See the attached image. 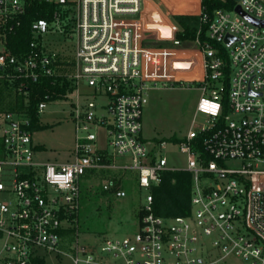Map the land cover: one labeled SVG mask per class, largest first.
<instances>
[{
    "label": "built area",
    "instance_id": "built-area-1",
    "mask_svg": "<svg viewBox=\"0 0 264 264\" xmlns=\"http://www.w3.org/2000/svg\"><path fill=\"white\" fill-rule=\"evenodd\" d=\"M235 1L264 22V0ZM37 4L52 7L50 18L35 19L27 49L13 53L9 36ZM235 7L213 16L202 7L199 15L209 27L205 34L200 27L190 42L196 47L187 48L171 21L170 45L148 44L144 0H0V88L11 86L24 105L3 114L0 264H34L41 250L60 252L64 234L78 221L83 183L91 188L96 172L105 173L102 187L117 197L128 195L120 180L135 178L146 191L138 230L94 245L77 241L72 264H222L231 256L264 264V25ZM58 33L76 37L69 64L60 63L57 42L48 38ZM190 72L196 75L187 78ZM56 78L68 82L73 159L42 162L35 159L27 108L33 88ZM186 83L201 93L187 134L146 141L150 90ZM51 98L38 102V116ZM171 144L186 155L187 167L170 164ZM233 160L240 166L228 164ZM168 170L193 174L187 215L155 213L152 190ZM109 171L121 173L108 177ZM129 171L134 175H125ZM214 250L219 257L212 259Z\"/></svg>",
    "mask_w": 264,
    "mask_h": 264
},
{
    "label": "rangeland",
    "instance_id": "rangeland-1",
    "mask_svg": "<svg viewBox=\"0 0 264 264\" xmlns=\"http://www.w3.org/2000/svg\"><path fill=\"white\" fill-rule=\"evenodd\" d=\"M163 13L168 14L166 6H160ZM171 20V18H170ZM173 22V19L171 20ZM145 25V22H144ZM156 29L147 30V42L150 46L170 45L169 38H161ZM57 42L56 51L61 61H73L75 58L76 37L70 38L67 34L58 33L48 36ZM55 42V43H56ZM196 47L188 45L187 48ZM68 59V60H67ZM69 70L72 68L69 67ZM187 78L194 77L193 72L186 73ZM201 97L197 84L191 86L176 84L174 86H157L150 90L148 103L143 113V137L152 142L157 139H172L185 136L190 129L195 116L198 101ZM18 103V104H17ZM21 104V99L15 97V91L9 88H0V137L6 121L5 111L14 110ZM72 108L68 99H50L46 111L41 114L43 128L35 129L33 142L37 146L35 159L42 162H67L73 159L75 146V124L72 117ZM204 119V116H199ZM101 135L104 137L105 132ZM1 141V138H0ZM169 162L178 167H187L186 155L177 150V145L169 146ZM239 160L229 161L231 166H240ZM121 172L109 171L108 177ZM135 172L129 171L125 175L131 176ZM105 173L96 172L90 180L91 195L82 196L78 221L64 234L59 251L48 252L41 250L42 264H72L69 254L73 245L78 241L81 244L94 245L105 237L120 238L138 230L139 213L144 203L146 191L136 184L125 197H117L110 191L102 192V180ZM219 257L213 252L211 258ZM222 264H245L236 256L222 261Z\"/></svg>",
    "mask_w": 264,
    "mask_h": 264
},
{
    "label": "trees",
    "instance_id": "trees-1",
    "mask_svg": "<svg viewBox=\"0 0 264 264\" xmlns=\"http://www.w3.org/2000/svg\"><path fill=\"white\" fill-rule=\"evenodd\" d=\"M175 3V10L178 11H194L196 3L199 0H171ZM188 4V5H187ZM47 5V4H46ZM46 5L37 4L30 11L28 17L24 19L22 28L16 33L9 36L7 41L9 49L16 54H21L28 47L31 40V23L39 17H48L50 14L46 12ZM186 5V6H185ZM49 6V5H47ZM236 6L235 0H202L203 11L214 15L216 9H226L232 11ZM173 21L180 27L177 33L178 38L182 39L188 45L195 38L198 29L203 28V32L207 31L209 24L203 23L201 15L198 14H176L173 16ZM62 64H69V62L60 61ZM54 81V83H52ZM68 90V82L62 78H56L46 81L41 85L33 88V94L29 99V106L27 108L28 115L31 117L32 130L43 128L40 116L37 115V104L39 101L45 99L46 95L52 96V99L63 98ZM24 107L21 103L17 108ZM178 138V137H177ZM177 138L172 140L177 141ZM1 147V141H0ZM87 177V176H86ZM123 181V188L130 191L135 186L136 179H125ZM193 186V174L187 170H168L162 173L161 181L158 185L153 187L154 196V210L157 215L164 217H171L177 215H187L191 212V196ZM102 192L106 190L101 187ZM91 188L86 182L83 183L82 196L91 195ZM112 192V191H111ZM42 254L34 258V264H42Z\"/></svg>",
    "mask_w": 264,
    "mask_h": 264
},
{
    "label": "water",
    "instance_id": "water-1",
    "mask_svg": "<svg viewBox=\"0 0 264 264\" xmlns=\"http://www.w3.org/2000/svg\"><path fill=\"white\" fill-rule=\"evenodd\" d=\"M235 11L256 25H264V22H261L249 16L246 12L242 10V8L239 5L235 7ZM142 16H143L145 26L147 29L158 30L161 38L171 37L172 32H171V27L168 21L164 18V16L159 11V9H157L150 1H145V10L143 11ZM232 40L233 38L231 36L226 37V41L229 44L232 42ZM174 66L189 68L191 66V63L190 62H176Z\"/></svg>",
    "mask_w": 264,
    "mask_h": 264
},
{
    "label": "crops",
    "instance_id": "crops-1",
    "mask_svg": "<svg viewBox=\"0 0 264 264\" xmlns=\"http://www.w3.org/2000/svg\"><path fill=\"white\" fill-rule=\"evenodd\" d=\"M145 1H150L159 11L162 13L164 18L168 21V23L173 19V16L176 14H200L202 11V0H199L198 3H196V9L194 8V11H178L175 10V3L174 1L172 2L171 0H144V10H145ZM161 5H164L168 9V14L166 15L163 13L161 9ZM188 5V4H187ZM186 6V5H185ZM171 18V20H170ZM174 22V21H173Z\"/></svg>",
    "mask_w": 264,
    "mask_h": 264
}]
</instances>
